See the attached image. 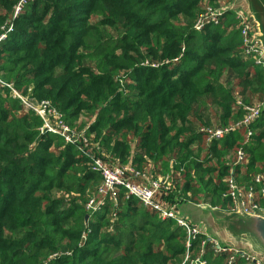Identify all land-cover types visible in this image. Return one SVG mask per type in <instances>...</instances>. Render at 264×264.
Here are the masks:
<instances>
[{
  "label": "trees",
  "instance_id": "trees-1",
  "mask_svg": "<svg viewBox=\"0 0 264 264\" xmlns=\"http://www.w3.org/2000/svg\"><path fill=\"white\" fill-rule=\"evenodd\" d=\"M19 1L0 0V77L50 102L108 165L162 180L167 206L231 212V174L246 191L261 189L264 110L250 136L240 128L208 142L264 104V63L245 52L236 13L199 28L220 0H29L15 16ZM42 128L0 93V264H191L183 227L125 190L116 201L100 195L90 158ZM241 148L246 162L235 165ZM199 256L228 264L205 234L191 240L190 257Z\"/></svg>",
  "mask_w": 264,
  "mask_h": 264
},
{
  "label": "built area",
  "instance_id": "built-area-1",
  "mask_svg": "<svg viewBox=\"0 0 264 264\" xmlns=\"http://www.w3.org/2000/svg\"><path fill=\"white\" fill-rule=\"evenodd\" d=\"M28 1L29 0L19 1L15 8V16L20 13L21 9ZM218 14H221V12L218 10H210L206 17L200 22L199 28L203 27L206 22L217 23ZM236 18L239 19L242 27L241 35L243 37L245 52L248 55H258L259 63H264L262 62V52L259 50V43L253 42V34L256 33V28L252 19L249 20L242 11L236 12ZM4 37L5 36L3 35L1 39ZM6 91L12 99L19 101L24 108L33 111L42 119L43 131L60 135L67 145L78 148L83 155L90 158L92 170L98 173L102 178V186L99 189L100 195L109 196L111 200L116 201L119 191L125 190L127 195L136 198L144 207L158 212L164 220H175L179 226L186 230L189 237L185 262L189 261L191 264H205L201 256L195 259L190 257L191 240L203 235L204 232L200 228L194 227L188 220L180 216L177 210V204H173L172 206L163 204L161 201L163 199L160 198V195L165 189L164 182H162V180L151 181L145 174L136 171L130 165H108L102 158L97 156L92 151L90 148L91 145L84 134L70 128L63 121L61 114L51 105L50 102L42 101L36 103L18 91L12 83L5 82L0 77V93ZM245 109L246 114L241 121L229 127L216 128L211 131L208 142L220 140L224 136L240 128L246 129L248 135L250 136L252 134V124L260 118L263 112V104H255ZM246 157L247 156L244 150L242 148L239 149L236 155L235 165L244 164L246 162ZM233 176L234 175L231 174V176L227 179L229 190L225 195H228L235 205V208L232 211L237 210V199L239 198L241 206L246 213L261 215L264 212V173L259 174L254 178L255 184L261 185V189L253 188L251 186L247 191L237 184ZM88 209L92 212H96L99 209V206H96L94 201H91L88 204ZM207 241L212 244L214 252L217 255L228 254V264H232L238 256L246 258L250 264H262L260 261L255 260L247 254L219 246L216 241L210 239L208 236ZM205 244L206 241H204L201 245V254L204 252Z\"/></svg>",
  "mask_w": 264,
  "mask_h": 264
},
{
  "label": "water",
  "instance_id": "water-1",
  "mask_svg": "<svg viewBox=\"0 0 264 264\" xmlns=\"http://www.w3.org/2000/svg\"><path fill=\"white\" fill-rule=\"evenodd\" d=\"M239 11L255 24L253 42L259 43L264 62V0H231L219 9L221 13ZM177 209L219 246L247 254L264 264V212L261 215L246 213L239 198L237 210L231 212L190 202H178Z\"/></svg>",
  "mask_w": 264,
  "mask_h": 264
},
{
  "label": "rangeland",
  "instance_id": "rangeland-1",
  "mask_svg": "<svg viewBox=\"0 0 264 264\" xmlns=\"http://www.w3.org/2000/svg\"><path fill=\"white\" fill-rule=\"evenodd\" d=\"M254 101H258L257 99H255ZM203 116L207 119V120H209V121H212V120H214V117H212L213 115H211V112H210V110H205V112L203 113ZM166 190L167 189H164L163 190V193H162V195H167V193H166ZM162 195H160V198L161 199H163V200H161L162 202H163V204H165V205H167L168 203L165 201L166 200V198L163 196V197H161ZM201 204H199V205H203L204 204V202H200ZM210 207H212V206H210ZM198 228H200V227H198ZM201 229V228H200ZM201 230H203V229H201Z\"/></svg>",
  "mask_w": 264,
  "mask_h": 264
},
{
  "label": "crops",
  "instance_id": "crops-1",
  "mask_svg": "<svg viewBox=\"0 0 264 264\" xmlns=\"http://www.w3.org/2000/svg\"><path fill=\"white\" fill-rule=\"evenodd\" d=\"M224 0H220V2L222 3V4H224V6H226L229 2H227V3H225V2H223ZM139 183H142V182H139ZM205 204V203H204ZM199 205V204H198ZM207 205H209V204H207ZM210 206V205H209ZM213 208V207H212ZM215 209H217V208H215ZM178 210V209H177ZM178 212H179V214H180V216L181 217H183V218H185L186 220H188L185 216H183L181 213H180V211L178 210ZM203 232H204V230H202Z\"/></svg>",
  "mask_w": 264,
  "mask_h": 264
}]
</instances>
